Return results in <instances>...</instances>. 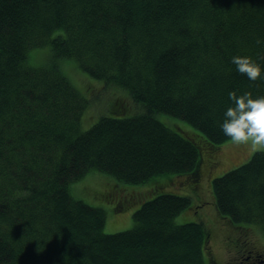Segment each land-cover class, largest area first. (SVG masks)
I'll return each mask as SVG.
<instances>
[{
	"label": "trees",
	"instance_id": "16d2710c",
	"mask_svg": "<svg viewBox=\"0 0 264 264\" xmlns=\"http://www.w3.org/2000/svg\"><path fill=\"white\" fill-rule=\"evenodd\" d=\"M41 48L49 62L30 65ZM234 55L264 68V0H0V264H205L209 234L201 222L174 223L191 198L166 192L168 181L113 234L69 185L95 171L132 185L177 175L195 188L212 166L205 154L231 140L220 127L229 92L264 95V71L249 80ZM62 60L128 93L109 114L130 113L126 99L138 110L81 130L87 100ZM160 114L200 135L171 130ZM212 191L222 217L264 234V151ZM244 240L236 252L247 257Z\"/></svg>",
	"mask_w": 264,
	"mask_h": 264
},
{
	"label": "rangeland",
	"instance_id": "374dc122",
	"mask_svg": "<svg viewBox=\"0 0 264 264\" xmlns=\"http://www.w3.org/2000/svg\"><path fill=\"white\" fill-rule=\"evenodd\" d=\"M49 60L48 48L31 51L28 56L29 64L36 67L47 64ZM60 69V72L87 100V107L82 115L81 130L88 129L101 116H131L138 110L126 99L124 101L130 106V113L109 114L108 105L115 97H127L128 93L125 90L106 87L101 81L91 78L78 69L73 60H62ZM156 118L173 131H181L188 135L196 131L190 124L178 118L162 114L157 115ZM197 134L200 135L198 132ZM257 151H264V147H254L250 142L237 143L232 139L226 141L218 146L214 153L205 154L211 157L212 166L203 164L195 188L186 184L184 177L177 175L157 176L145 183L132 185L121 183L104 173L92 171L71 183L69 192L74 199L102 209L105 213L103 232L113 234L131 229L133 213L142 202L150 200L156 193L154 191L151 194L150 190L157 182L168 181L166 192L191 198V206L180 213L174 219V223L201 222L209 234L208 247L204 249L203 254L205 264H235V259L238 257L236 250L240 246V241L244 239L246 242L252 240L264 254V234L259 226L235 224L217 212L212 180L246 163ZM118 205H123L124 208L120 209L121 211L115 210Z\"/></svg>",
	"mask_w": 264,
	"mask_h": 264
},
{
	"label": "clouds",
	"instance_id": "9594fccd",
	"mask_svg": "<svg viewBox=\"0 0 264 264\" xmlns=\"http://www.w3.org/2000/svg\"><path fill=\"white\" fill-rule=\"evenodd\" d=\"M232 63L252 81L264 71L250 55H234ZM228 95L233 103L226 108L220 123L224 134L237 143L250 142L254 147H264V95L253 97L250 91L237 95L234 90Z\"/></svg>",
	"mask_w": 264,
	"mask_h": 264
},
{
	"label": "flooded vegetation",
	"instance_id": "af4514ba",
	"mask_svg": "<svg viewBox=\"0 0 264 264\" xmlns=\"http://www.w3.org/2000/svg\"><path fill=\"white\" fill-rule=\"evenodd\" d=\"M246 248L247 257H242V254L239 253L238 257L235 259V264H242V262L246 261L245 264H264V260H259L263 254L257 249L254 243L248 242Z\"/></svg>",
	"mask_w": 264,
	"mask_h": 264
}]
</instances>
